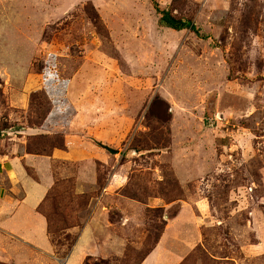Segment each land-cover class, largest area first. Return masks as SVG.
Wrapping results in <instances>:
<instances>
[{"label": "rangeland", "instance_id": "rangeland-1", "mask_svg": "<svg viewBox=\"0 0 264 264\" xmlns=\"http://www.w3.org/2000/svg\"><path fill=\"white\" fill-rule=\"evenodd\" d=\"M157 1L0 0V264H264V0Z\"/></svg>", "mask_w": 264, "mask_h": 264}, {"label": "crops", "instance_id": "crops-1", "mask_svg": "<svg viewBox=\"0 0 264 264\" xmlns=\"http://www.w3.org/2000/svg\"><path fill=\"white\" fill-rule=\"evenodd\" d=\"M57 155H59V153L55 152L54 157H57ZM25 157H27V155H25ZM51 159L52 158L49 157L47 161L50 162ZM7 172L14 175L12 179L9 176L10 184H8V188L11 190L12 197L10 196L3 200L0 212V233H6L11 237L20 236L19 238H21L23 242L32 243V239L29 238L30 236L35 237L34 234L39 235V230L43 233L46 230L45 221L41 220V216H39L40 214L38 216L35 214V212L31 214V209L35 207L33 200L35 199L40 201L41 197L51 187L53 181L51 179L47 182L43 180V182L41 180L38 181L28 177L25 173L23 163L20 162L18 158H15L13 162L10 163L9 168H7ZM3 192L6 193L5 188L3 189ZM14 194L23 195V200L22 198L21 200L15 199L13 197ZM35 196L38 197V199L35 198ZM162 244L161 237L157 248H155V251H152L145 258L142 264H157L156 260L158 259V256H155V253L158 250V252H160V247Z\"/></svg>", "mask_w": 264, "mask_h": 264}, {"label": "trees", "instance_id": "trees-1", "mask_svg": "<svg viewBox=\"0 0 264 264\" xmlns=\"http://www.w3.org/2000/svg\"><path fill=\"white\" fill-rule=\"evenodd\" d=\"M152 1H153V5H154L156 11L158 13L162 14V19L166 22V24L169 27H172L175 29H180L182 27H188V28L195 29L193 21L185 20L183 18H178V17L174 16L170 10L162 9L157 0H152ZM54 147L60 148L59 146H54Z\"/></svg>", "mask_w": 264, "mask_h": 264}, {"label": "water", "instance_id": "water-1", "mask_svg": "<svg viewBox=\"0 0 264 264\" xmlns=\"http://www.w3.org/2000/svg\"><path fill=\"white\" fill-rule=\"evenodd\" d=\"M101 146H103L105 149H107V150H109L111 153H113V154H116V153H118V151L117 150H115L114 148H111L110 146H108V145H105V144H101Z\"/></svg>", "mask_w": 264, "mask_h": 264}]
</instances>
